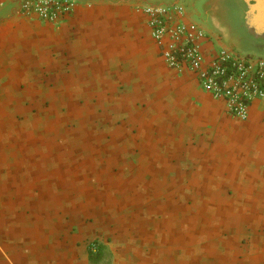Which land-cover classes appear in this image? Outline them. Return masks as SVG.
<instances>
[{
    "label": "crops",
    "instance_id": "crops-1",
    "mask_svg": "<svg viewBox=\"0 0 264 264\" xmlns=\"http://www.w3.org/2000/svg\"><path fill=\"white\" fill-rule=\"evenodd\" d=\"M72 1L0 0V264H264V104L168 65L144 9L181 0Z\"/></svg>",
    "mask_w": 264,
    "mask_h": 264
},
{
    "label": "built area",
    "instance_id": "built-area-1",
    "mask_svg": "<svg viewBox=\"0 0 264 264\" xmlns=\"http://www.w3.org/2000/svg\"><path fill=\"white\" fill-rule=\"evenodd\" d=\"M24 15L50 24L59 23L74 10L72 0H21ZM151 35L169 66L186 68L214 98L225 101L228 111L246 120L256 103L264 104V56H248L219 42L210 57L202 52L214 40L180 3L145 9Z\"/></svg>",
    "mask_w": 264,
    "mask_h": 264
},
{
    "label": "flooded vegetation",
    "instance_id": "flooded-vegetation-1",
    "mask_svg": "<svg viewBox=\"0 0 264 264\" xmlns=\"http://www.w3.org/2000/svg\"><path fill=\"white\" fill-rule=\"evenodd\" d=\"M197 17L208 25L224 41L229 38L236 47H240V35L248 34L244 25L247 5L244 0H198Z\"/></svg>",
    "mask_w": 264,
    "mask_h": 264
},
{
    "label": "water",
    "instance_id": "water-1",
    "mask_svg": "<svg viewBox=\"0 0 264 264\" xmlns=\"http://www.w3.org/2000/svg\"><path fill=\"white\" fill-rule=\"evenodd\" d=\"M247 5L244 25L248 34L264 43V0H244Z\"/></svg>",
    "mask_w": 264,
    "mask_h": 264
},
{
    "label": "rangeland",
    "instance_id": "rangeland-1",
    "mask_svg": "<svg viewBox=\"0 0 264 264\" xmlns=\"http://www.w3.org/2000/svg\"><path fill=\"white\" fill-rule=\"evenodd\" d=\"M180 2H181V4H183L184 6H187V8H189V2H188V0H181ZM195 20L197 21L198 19H195ZM240 37L242 38V41L240 42V47H238V48H240L243 52H250V53H253L254 55H257V56L264 55V43L263 42H261L259 40H255L249 34H245V35H241V36L239 35L238 38H235V40L239 39ZM227 39L230 40L229 38H227Z\"/></svg>",
    "mask_w": 264,
    "mask_h": 264
},
{
    "label": "trees",
    "instance_id": "trees-1",
    "mask_svg": "<svg viewBox=\"0 0 264 264\" xmlns=\"http://www.w3.org/2000/svg\"><path fill=\"white\" fill-rule=\"evenodd\" d=\"M227 46L233 48L234 50H236L238 53L240 54H244V55H248V56H257L254 55L253 53L250 52H243L240 48L236 47L230 40H228L227 38L224 39L223 41ZM259 56H264V55H259Z\"/></svg>",
    "mask_w": 264,
    "mask_h": 264
}]
</instances>
